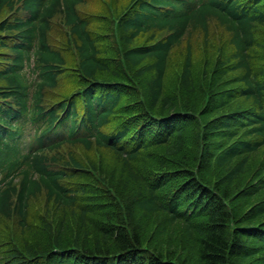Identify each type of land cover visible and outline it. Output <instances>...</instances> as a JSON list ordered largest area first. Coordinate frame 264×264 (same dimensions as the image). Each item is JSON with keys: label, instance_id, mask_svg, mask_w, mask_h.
Returning <instances> with one entry per match:
<instances>
[{"label": "trees", "instance_id": "obj_1", "mask_svg": "<svg viewBox=\"0 0 264 264\" xmlns=\"http://www.w3.org/2000/svg\"><path fill=\"white\" fill-rule=\"evenodd\" d=\"M0 264H264V0H0Z\"/></svg>", "mask_w": 264, "mask_h": 264}]
</instances>
